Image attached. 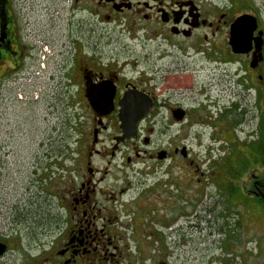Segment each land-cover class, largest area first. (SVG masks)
Here are the masks:
<instances>
[{"label": "flooded vegetation", "instance_id": "1", "mask_svg": "<svg viewBox=\"0 0 264 264\" xmlns=\"http://www.w3.org/2000/svg\"><path fill=\"white\" fill-rule=\"evenodd\" d=\"M62 14L70 15L65 17L70 45L81 48L62 62L57 76L62 91L83 112L79 133L85 148L74 178L61 191L55 221H33L32 215L33 227L40 228L37 237H28L22 224L31 212L29 202L27 208L15 207L19 239L0 237L7 246L0 264H167L164 258L190 249V198L179 196V160L189 163V170L196 164L192 150L190 156L184 150L190 147V129L204 137L207 123L229 120L233 128H246L255 108L258 116L260 93L264 99V0H0V92L20 78L35 83L33 71L20 74L19 67L26 58L37 59V42L50 43L52 34L44 29ZM244 15L254 16L258 26L253 49L237 54L229 44L230 31ZM83 21L92 26L89 36H82ZM38 26L41 32L34 30ZM122 34L141 52L132 49L131 54ZM257 38L263 40V58L252 65ZM105 45L113 47L106 52ZM56 53L68 55L66 49ZM198 56L205 57L202 67L194 64ZM206 71L216 81L202 80ZM218 73L241 100L231 110L214 94ZM239 86L244 90L236 94ZM127 97L133 102L127 123L138 128L122 140ZM1 110L2 102L0 141ZM44 148L43 142V159L32 158V168L45 170L49 151ZM261 162L247 194L264 204ZM228 180L241 197L242 172L236 165ZM34 182L32 177L27 193Z\"/></svg>", "mask_w": 264, "mask_h": 264}, {"label": "rangeland", "instance_id": "2", "mask_svg": "<svg viewBox=\"0 0 264 264\" xmlns=\"http://www.w3.org/2000/svg\"><path fill=\"white\" fill-rule=\"evenodd\" d=\"M67 16L70 18L69 14H62L60 19L50 24L51 28L44 29L45 32L49 31L52 34V46L48 49H46V46H41L43 51L40 53L41 61L48 62V75L60 63L58 58L50 57L53 49L57 51L66 49L70 54L76 52L75 45H70L71 42L68 39L67 26L70 24V20L65 19ZM91 28L90 23L80 25L82 36L84 34L89 36ZM34 30L41 32V29L36 27H34ZM121 37L125 39L124 43L129 44L131 54H134L132 49L141 52L140 46L136 42H131L127 34H122ZM63 42H66V44L61 46ZM112 47L111 45H105V51L109 52ZM45 52L48 60L43 56ZM39 63L37 61L38 65ZM194 64L202 67L206 64L205 57L198 56L194 58ZM208 74L209 72L206 71L201 74L200 78L202 80L211 78L216 81L215 77H208ZM218 75L220 76L216 77L219 80L214 83L216 86L214 94L218 98L226 99L229 108L233 95L230 89L222 84V74L218 73ZM42 88L48 90V92L24 93L19 90L18 86L15 89L18 91L9 88L7 92L9 96L12 94L13 103L10 104L4 101L2 104L1 111L6 116L9 115L2 124L4 130L2 137L7 138L14 130V137L11 140L2 141L7 147L2 151L6 153H2V157L0 156V233H3L4 236L14 235L9 239H15L17 234L15 207L18 204L25 205L27 208L28 204H25L27 201L31 212L33 211L25 219L27 223H22L24 224V231L29 233L28 237L34 236L32 233L34 231L32 215L35 213L36 208L39 207V212H43L44 223L54 218L53 209H55L57 203V196L59 197L58 194L62 193V189L65 188L66 180L73 176L74 160L79 157V153H76L78 146L76 135L78 133L75 131L74 124L77 123L83 112L77 108H72V105L66 106L65 96L67 95L54 91V81L52 79L49 81V85L41 82L38 89ZM237 92H240V88L236 89L235 93L237 94ZM79 112H81L80 116ZM6 119L9 121L6 122ZM218 122L219 126H205L207 134L202 140L203 147L199 143L200 139L195 138L193 132H190V145L197 152L198 162L203 165L202 167L206 172L204 177L197 175L194 168L187 169L185 162L179 160V182L183 185L180 197L186 198L187 194H184V189L190 183V249L187 252H179L168 256L167 259L170 264H264V206L255 201L248 202L243 198V206H252L258 215L256 213L247 214V211L244 210L242 212L241 208L242 213L241 218H239L231 209L232 203L230 206L227 204V194L222 190L219 192L216 186L211 183L208 184L207 180L208 176L212 175L213 169L211 168L214 165H225V159L229 156L226 142L229 147L231 146V149L236 146L240 147L248 140L254 142L258 140L259 130H264V126H258V121L255 119L251 125L253 128L250 131L256 132L258 129L257 137L253 133L252 137L248 138L246 132H239V135L233 139L231 133H226L228 128L224 134V122ZM218 129L222 130V138L214 140L213 137L219 138L218 133L213 134ZM223 137H227L224 143ZM262 137H264V132L261 130ZM42 142L48 144L45 148L50 150L51 167V172L48 171L51 175L49 195L44 197L43 200H41L39 189L36 186L31 188L30 192L32 193L26 192L32 178L31 161L32 158L33 161H36L34 157L40 154ZM83 145L82 142L80 150H82ZM209 145L213 146L211 151H208ZM202 160L205 162L203 163ZM183 171L185 173L181 175ZM56 178L58 179L55 180ZM60 178L66 180L63 181ZM187 248L188 246L185 245L184 249Z\"/></svg>", "mask_w": 264, "mask_h": 264}, {"label": "water", "instance_id": "3", "mask_svg": "<svg viewBox=\"0 0 264 264\" xmlns=\"http://www.w3.org/2000/svg\"><path fill=\"white\" fill-rule=\"evenodd\" d=\"M253 31V28H250L246 34L243 36V38L246 39V37H248L247 35L248 34H251ZM238 38L237 37H234V42H233V49L236 51V52H247L251 49V46L248 45L247 43L244 42V40L241 42L239 39L237 40ZM123 129L125 131V133L129 134V133H132V129L135 128V126H130V125H126L124 124L123 126ZM129 136V135H128ZM4 250V248L2 249V251Z\"/></svg>", "mask_w": 264, "mask_h": 264}]
</instances>
